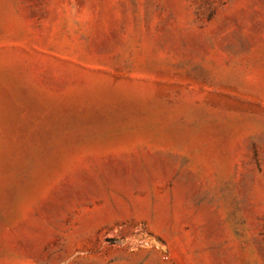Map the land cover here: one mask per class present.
Here are the masks:
<instances>
[{"label": "rangeland", "instance_id": "obj_1", "mask_svg": "<svg viewBox=\"0 0 264 264\" xmlns=\"http://www.w3.org/2000/svg\"><path fill=\"white\" fill-rule=\"evenodd\" d=\"M0 264H264V0H0Z\"/></svg>", "mask_w": 264, "mask_h": 264}]
</instances>
